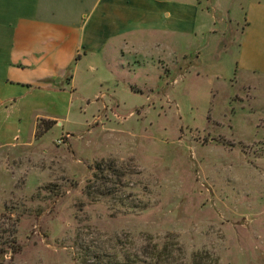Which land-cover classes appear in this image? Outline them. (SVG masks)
I'll use <instances>...</instances> for the list:
<instances>
[{"label": "rangeland", "instance_id": "374dc122", "mask_svg": "<svg viewBox=\"0 0 264 264\" xmlns=\"http://www.w3.org/2000/svg\"><path fill=\"white\" fill-rule=\"evenodd\" d=\"M185 1L164 74L72 61L34 129L33 104L0 123L21 141L0 146V264H264V75L236 70L251 0Z\"/></svg>", "mask_w": 264, "mask_h": 264}, {"label": "crops", "instance_id": "0c3cea01", "mask_svg": "<svg viewBox=\"0 0 264 264\" xmlns=\"http://www.w3.org/2000/svg\"><path fill=\"white\" fill-rule=\"evenodd\" d=\"M190 9L185 0H0V123L10 124L15 110L33 104L27 118L34 129L40 119L35 108L65 92L56 78L75 91L74 76L65 73L72 61L90 58L111 72L115 67L122 82L147 66L164 74L174 64L177 36L188 32ZM241 30L236 70L244 77L264 75V0L248 3ZM128 55L130 62L110 65L114 56ZM115 87L111 92L120 90ZM18 140L0 127V146Z\"/></svg>", "mask_w": 264, "mask_h": 264}, {"label": "trees", "instance_id": "16d2710c", "mask_svg": "<svg viewBox=\"0 0 264 264\" xmlns=\"http://www.w3.org/2000/svg\"><path fill=\"white\" fill-rule=\"evenodd\" d=\"M51 127H47L45 131H48ZM86 192H87V195H90L89 192H90V187H86ZM146 255V253H145ZM149 255V258H154L155 260H158V259H161L163 256V251L162 250H156L154 249L153 252L150 251V253L148 254Z\"/></svg>", "mask_w": 264, "mask_h": 264}]
</instances>
